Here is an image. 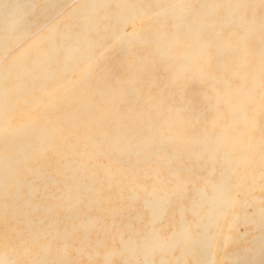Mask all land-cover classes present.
I'll return each mask as SVG.
<instances>
[{"label": "bare ground", "instance_id": "bare-ground-1", "mask_svg": "<svg viewBox=\"0 0 264 264\" xmlns=\"http://www.w3.org/2000/svg\"><path fill=\"white\" fill-rule=\"evenodd\" d=\"M263 136L264 0H0V264H264Z\"/></svg>", "mask_w": 264, "mask_h": 264}, {"label": "rangeland", "instance_id": "rangeland-1", "mask_svg": "<svg viewBox=\"0 0 264 264\" xmlns=\"http://www.w3.org/2000/svg\"><path fill=\"white\" fill-rule=\"evenodd\" d=\"M162 83H163V85H165L167 83V78H163ZM172 90L175 92V94L177 93V95L182 98L183 104H184V106L186 107V110H187V116L190 117V119H192V120H200L201 122L204 119H205L204 122L208 120L207 118H209V115L208 114L205 115L204 107H201L195 101L193 95L189 94L184 89L176 88L175 86H174V88ZM255 120H256V118H255ZM257 138H258V136H257ZM256 139H254L253 141L255 142ZM263 139H264V136H263Z\"/></svg>", "mask_w": 264, "mask_h": 264}]
</instances>
